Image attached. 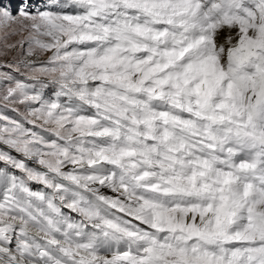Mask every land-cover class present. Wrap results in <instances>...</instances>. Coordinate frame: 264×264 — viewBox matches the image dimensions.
Segmentation results:
<instances>
[{
    "label": "snow or ice",
    "instance_id": "snow-or-ice-1",
    "mask_svg": "<svg viewBox=\"0 0 264 264\" xmlns=\"http://www.w3.org/2000/svg\"><path fill=\"white\" fill-rule=\"evenodd\" d=\"M12 2L0 264H264V0Z\"/></svg>",
    "mask_w": 264,
    "mask_h": 264
},
{
    "label": "rangeland",
    "instance_id": "rangeland-1",
    "mask_svg": "<svg viewBox=\"0 0 264 264\" xmlns=\"http://www.w3.org/2000/svg\"><path fill=\"white\" fill-rule=\"evenodd\" d=\"M18 2L19 0H13L12 2V7H16L18 6ZM5 5H8L9 0H4ZM25 5H31V8L33 11H37V10H45V7H47L49 10H57V8L62 5L63 3H65V0H24ZM56 6V7H53ZM224 36H222L221 38L223 39ZM15 39V38H14ZM2 87V86H0ZM12 105H9L7 108L3 107V102L0 101V115H6L11 119H16L18 118L19 115H21L24 111V108L21 106L20 107V112L17 113L15 111H12ZM13 155H17V153H15L13 151ZM0 167H3V164L0 163ZM16 171V174H19L17 170H13ZM35 190V188H34ZM3 194V189L0 188V196H2Z\"/></svg>",
    "mask_w": 264,
    "mask_h": 264
},
{
    "label": "bare ground",
    "instance_id": "bare-ground-1",
    "mask_svg": "<svg viewBox=\"0 0 264 264\" xmlns=\"http://www.w3.org/2000/svg\"><path fill=\"white\" fill-rule=\"evenodd\" d=\"M226 35H227L226 33H222L221 37H222V36H226Z\"/></svg>",
    "mask_w": 264,
    "mask_h": 264
}]
</instances>
